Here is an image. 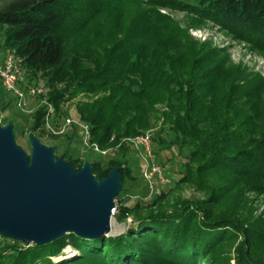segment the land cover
Returning <instances> with one entry per match:
<instances>
[{
  "label": "trees",
  "instance_id": "16d2710c",
  "mask_svg": "<svg viewBox=\"0 0 264 264\" xmlns=\"http://www.w3.org/2000/svg\"><path fill=\"white\" fill-rule=\"evenodd\" d=\"M129 2L131 9L120 0H0V51H16L29 85L45 81L58 119L66 115L62 103L84 96L78 117L91 127L93 142L110 150L91 162L98 181L118 169L124 193L135 177L131 149L118 143L163 120L152 145L163 166L171 161L167 153L183 158L181 167L164 171L176 185L209 188L213 200L221 192L264 197V76L234 65L160 12L184 13L190 27L217 26L264 55V0ZM2 105L5 111L15 102ZM47 112L41 106L29 126L38 137ZM166 131L169 141L162 138ZM70 132L68 142L77 136ZM62 157L75 169L81 163L68 150ZM205 176H214L213 189ZM123 193L116 198L117 220L134 216L136 224L126 234L84 239L71 233L45 245L1 236L0 264H230L222 246L241 228L233 218L212 217L204 203L185 202L170 214L157 199L129 206ZM261 222L245 237L236 264H264L256 254L264 241ZM67 247L75 255L60 262Z\"/></svg>",
  "mask_w": 264,
  "mask_h": 264
},
{
  "label": "rangeland",
  "instance_id": "374dc122",
  "mask_svg": "<svg viewBox=\"0 0 264 264\" xmlns=\"http://www.w3.org/2000/svg\"><path fill=\"white\" fill-rule=\"evenodd\" d=\"M120 1H122L123 4H127L129 9H131L129 2L130 0ZM160 12L169 15L177 23L179 28L185 31L187 30L190 36L196 41L200 43H208L210 46H212V48L218 49L219 51L224 52V54H227L234 65L244 66L249 69L250 72L264 76V55H261L257 51L251 49L249 45L243 42H238L225 32L221 31L219 27L213 26L211 24H206L199 27H190V20L184 13L171 12L168 10H160ZM1 41L2 39L0 36V43ZM9 51L16 53L15 50ZM33 86L41 88L44 90V93L37 99L31 101L29 105L23 110L17 107L15 104L3 111L2 104H8L9 101H14V99L6 94L4 89H0V129H6L8 127L13 129V142L15 146L24 153L27 162H29L32 158L33 145L31 137L34 136L42 146L53 151V163L55 165L61 161L63 165L70 166L71 173L75 175L81 172L85 164H89L92 168L93 174L91 162L94 160H100L106 157L108 154L104 156L101 153L97 154L89 151L83 147L77 136L76 139H72L71 142L66 141L64 138L72 134L70 130L63 135L53 134L47 130L46 123H44V126L40 130V132H44V136L38 137L36 134L30 131L29 126L33 123V116L41 106H45V102H47L46 96L49 93V89L47 88L43 79H38V81L34 83ZM62 87V84L58 86V88ZM7 95L10 98L7 97ZM83 101H86V99L83 95H79L74 99L62 103L61 107L66 115L63 118L53 120L51 122L53 128L60 126L64 118L70 114L73 115V117L79 119L77 105ZM157 108L161 111L164 110L163 106H158ZM162 127L163 120L158 122L157 127L143 132L142 134L150 133L152 134L153 139ZM52 138H56V140ZM162 138L169 141L171 140L172 135L169 131H166ZM119 144L120 143H118L117 148H120ZM66 150L73 154L75 158H80L81 163L77 169H75L62 157V154ZM101 150L103 149L101 148ZM103 151H107V153L110 152L109 149ZM167 154L171 158V161L167 162L165 166H163L162 162H159L158 158L157 162L164 169V171L167 172V174H170L174 168L181 167L184 160L183 158L179 157L176 152ZM127 158L131 168L133 169V176L135 177V180H127L124 185L125 192L123 193L122 188L119 194L123 193V197L128 200L129 206H133L137 200H141L143 205L147 206L153 203L154 199H157L160 207H162L165 212L170 214L174 211L175 207L185 202H190L197 205L204 203L205 208H207L209 215L212 217L217 218L218 216H228L230 219L233 218L236 220L235 222H239L238 224L241 226V228L239 229V232L235 233L231 239L224 243L222 250L229 257L230 264H236L238 252H245V248L247 246V244H245V237L248 236V233L251 230H254L255 226H262L261 220L264 219V197L256 196L255 194H248L244 197L234 193L231 195H225V192H221V197L218 200H213L214 196H212V192L209 188L208 190L206 188H197L191 184L176 185L172 178H170L171 183L169 186L159 187L153 194L150 195L148 192L144 191L145 184L141 176V164L139 162V158L132 150L129 151ZM93 176L98 185H101L108 178L107 177L102 181H98L94 174ZM214 179V176H205L203 178V180L209 184L212 189L216 186ZM121 185L123 186L122 181ZM218 193L219 191H216L215 195ZM161 196L163 198L159 199ZM118 204L119 203L116 201V207ZM152 209L154 210L155 208L153 207ZM148 211V209H144L142 213L146 215ZM117 214L118 211H116V213L113 215L111 233L109 234L108 238L124 235L130 228H135L136 226L134 216L127 217L124 221H118ZM5 238L12 240V238L9 237ZM64 252V258L66 259H63L60 262L71 260V257L75 255V251L71 247H67ZM256 254L259 258L264 259V241L258 240Z\"/></svg>",
  "mask_w": 264,
  "mask_h": 264
},
{
  "label": "water",
  "instance_id": "95a60500",
  "mask_svg": "<svg viewBox=\"0 0 264 264\" xmlns=\"http://www.w3.org/2000/svg\"><path fill=\"white\" fill-rule=\"evenodd\" d=\"M29 162L13 142V129H0V236L45 245L67 234L100 239L111 233L115 200L122 189L119 170L98 185L85 164L53 163L52 150L31 137Z\"/></svg>",
  "mask_w": 264,
  "mask_h": 264
},
{
  "label": "built area",
  "instance_id": "2783aa9c",
  "mask_svg": "<svg viewBox=\"0 0 264 264\" xmlns=\"http://www.w3.org/2000/svg\"><path fill=\"white\" fill-rule=\"evenodd\" d=\"M26 69L23 66V60L16 54L9 50L5 52L0 51V84L6 94L11 96L17 107L22 110L26 108L29 103L39 96L43 95L44 90L39 87L29 85L26 80ZM48 106L46 114V128L53 134L63 135L69 130H75L77 137L82 143L83 147L94 153H101L106 156L107 151L101 150L100 146L93 142L91 127L88 124L82 123L73 115H68L64 118L62 124L53 128L51 122L58 119L55 108L45 102ZM128 146L139 158L141 164V176L148 193L151 195L159 187L169 186L171 179L165 175L164 169L157 162V157L154 154L152 145V134H142L134 138H124L121 140L119 147ZM115 209L113 214L116 213Z\"/></svg>",
  "mask_w": 264,
  "mask_h": 264
},
{
  "label": "bare ground",
  "instance_id": "6f19581e",
  "mask_svg": "<svg viewBox=\"0 0 264 264\" xmlns=\"http://www.w3.org/2000/svg\"><path fill=\"white\" fill-rule=\"evenodd\" d=\"M112 223V222H111Z\"/></svg>",
  "mask_w": 264,
  "mask_h": 264
}]
</instances>
